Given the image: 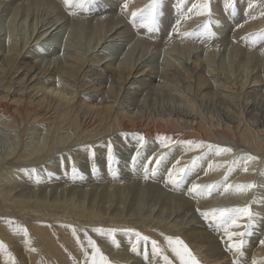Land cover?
<instances>
[{
	"label": "bare ground",
	"instance_id": "6f19581e",
	"mask_svg": "<svg viewBox=\"0 0 264 264\" xmlns=\"http://www.w3.org/2000/svg\"><path fill=\"white\" fill-rule=\"evenodd\" d=\"M17 2L13 7L15 9L26 7L32 13L36 7L55 14L54 23L44 31L42 30L43 36L64 18L68 21L60 7L51 0H18ZM254 2L258 5L263 2L260 9L264 10V0H254ZM25 10L27 12V9ZM260 11L256 13L260 14L261 19L255 20L253 24L247 23L240 26L249 29L259 28L264 23V15H261ZM220 16L222 17V15ZM119 21V17L113 15L95 22L102 30L101 32L107 29V33H112L116 29L114 25ZM36 27L37 25H34V28ZM124 33L134 36L128 28L115 30L112 35L118 37ZM28 37L30 36H26L22 42L9 38L7 43V40L5 41V38L0 35V79L8 77V74L14 71V75L7 82L9 84L18 83L17 85L20 87H26L29 85L27 84L28 81L31 83L46 74L60 75L69 78V80L62 83L61 89L51 87V84L33 83L34 85H32L31 83V87L28 88L33 93L36 91L35 94L38 95L33 99H28L23 95L21 98L11 99L17 106L16 109H13L15 114L11 113L12 111L6 113L0 107V117L3 124L11 127L14 125L12 117L15 116L14 118L20 123L21 129H26V121L34 114L30 109L31 107H46L54 111L53 115L49 116L48 124H45L46 131L41 137V141L35 142L30 151H26L29 147L27 148L21 141L19 151L9 152L6 155L7 163L5 162L4 166H0V241H3L6 246L5 249H0V264H13L9 258V253L14 257L15 264H84V249L89 248L85 233L104 247L106 250L104 255L110 264H162V258L153 253L150 242L147 244L150 258L145 261L146 263H138L140 259L138 256L139 261H137L136 254L139 251L145 252V245L141 242L138 245V252L131 250L135 242V234L127 230L130 227L128 223L131 221L139 225L143 231L152 232L157 237H161L160 239L174 256L175 254L167 245L166 237L168 236L179 237L184 243H187L201 264H234L237 255L234 252H223L220 243L214 237L215 235L213 236V233L205 228V225H201L202 222L199 223V217L189 207L185 208L173 202L172 204L169 202L162 203V201L158 205H156L157 203H152L153 205L150 203L151 205L147 207L142 202L137 203V205H127L128 203L113 205L110 203L112 201L102 197V191L99 193L88 191L81 197H77L76 193H82L84 189H75V187L70 188L71 195L64 196V199L59 198V196L49 197L44 193L45 191L37 193L35 190L30 193V196L26 193L10 195V191L5 188V181L10 177L13 166L28 165L33 160L36 161L42 155L52 151L51 137L53 140H58L56 143L63 145L69 142L71 138L86 140L89 136L106 134L119 129H124L125 132L141 130L147 135L171 130L179 134L177 136L180 138H177L178 141L192 142L190 149H198V151L204 148V146L196 147L199 142L206 143L217 140L236 149L247 146L255 153L264 151V71L258 70L253 73L255 69L246 63L245 67L235 69L234 67L238 64L234 66V61L232 62L231 59H229L231 61L221 59L222 61L217 62L213 56H202L201 54L193 55V57L187 55L186 60L176 58L175 60H164L165 62L161 64H152V62H146L142 56L134 59L132 57L133 51L130 50L127 52L120 50L121 52L117 53L119 46L116 45L113 46L114 49L111 47V53L104 52V54L103 52L99 53L97 47L94 49L92 47L94 51L92 50L91 53L90 51L76 53L65 50L60 57L52 60V63H48L56 65L50 68L49 65L46 67L45 63L42 65L38 61L30 62L27 60L33 52L31 46L42 43L46 47L40 41V37L31 43V37ZM137 42L139 43V40ZM140 43L144 47L159 48L158 43L145 40ZM173 43L176 41L163 46L165 51L170 52L178 45V43L171 45ZM180 43L183 44L184 42ZM193 46L190 44L181 45L180 49L185 47L192 50L195 47ZM232 48H235L233 50L236 52L235 54H241L240 56L247 60L245 62H250V57L254 55L240 47H233L232 45ZM115 55L117 56L114 57ZM21 71L23 76H20ZM75 78L78 82L76 86L86 87L84 89L91 91V101L88 102L85 98L75 99V95H67L64 92L66 86L71 87L70 81ZM87 78L96 79L98 82L92 81L93 83H91L90 80L87 81ZM4 95L3 97L0 96V102L4 98H9L8 95ZM89 118L90 121L86 124ZM174 138L176 137L174 136ZM251 166L254 164L247 160H240L236 164V167L243 170ZM21 169L23 168L21 167ZM213 175L216 174L213 172ZM243 179L247 180L246 178ZM256 180L258 179L250 180L251 184H255L256 187L246 189L245 194L240 198L242 203L249 201L247 206H250L255 214L253 226L260 225V219L264 217V201L256 199L258 192L254 191L258 185ZM104 189L109 190V186H104ZM127 189H132L131 183H128ZM260 191H264V188L262 187ZM247 192L248 195H246ZM155 193H157L156 190ZM112 195L115 193H110L109 197ZM158 199L160 202V197ZM136 216L139 218H135ZM247 218L242 216L238 222L243 223ZM8 220H12L13 223L9 224ZM65 225L74 226L80 239L77 240L71 228L65 227ZM256 226L246 231L247 235L243 237L244 246H249V248L242 251L244 253L242 258L240 257V261H244L242 264H253V261H257V257H260L258 264H262L264 261V244L257 242L258 245H255L258 232L261 230L259 226L258 230L254 231ZM20 227H26L29 236H24L23 232L18 230ZM97 229H102L104 232L97 231ZM110 229H116L115 235L119 237L118 243L115 241L113 245L119 247L122 244L120 248L114 246L115 252L109 249L111 236L106 233ZM29 239L31 240L30 245L26 242ZM253 246L255 249H252ZM30 249H35V251ZM89 252H91L90 248ZM177 261L179 262L178 258Z\"/></svg>",
	"mask_w": 264,
	"mask_h": 264
},
{
	"label": "rangeland",
	"instance_id": "374dc122",
	"mask_svg": "<svg viewBox=\"0 0 264 264\" xmlns=\"http://www.w3.org/2000/svg\"><path fill=\"white\" fill-rule=\"evenodd\" d=\"M17 1L18 0H0V35L5 38V41L7 40V43L10 40L9 38L22 42L26 36H30L31 38H28H30L31 43L36 38L38 39L40 37V41H42L46 47H44L42 43H37L35 46H31L30 48H33L34 53L32 52L30 54L31 57L29 56L27 60L30 62L38 61L42 63V65L46 64V67H48V65L50 68L56 66L55 64L48 63H52V60L60 57L65 50H70L71 52L73 51L76 53L90 51L91 53L94 51L93 49L97 47L99 53L103 52L104 54V52L111 53V47L116 45L117 47L119 46L118 48L116 47L118 49L117 53L130 50L131 52L133 51L132 57H134V59L138 56H142L146 62H152V64H161L165 62L164 60H175L176 58L186 60L185 58L187 55L193 57V55L196 56L197 54H201L202 56L211 55L217 62H220L221 59H231L232 62L234 61V66L237 64L239 65L236 67L233 66L235 69L243 68L249 64L252 69H255L253 73H256L258 70L262 72L264 71V38H257L253 43L252 37L249 35L256 32H264V23L261 25L262 28L261 26L253 29L241 27L243 24H253L255 20L261 19L260 14H257L256 12H259L260 10L262 11L260 7L263 5V2L258 5L254 0H235L234 6L228 7L226 5V0H210L211 16H209L207 13L200 15L195 10L189 11V9L192 8V4L201 3L202 0H183V3H181V0H159L156 29L149 31L142 26V21L143 18L148 15L149 6L152 4V0H87V3L83 7L72 8L66 6L64 0H51L60 7V10L67 16L68 21L64 18L59 24L51 27V31L46 33V35H44L46 37H44L42 35L44 33L43 31L49 27V25L54 23L55 14L46 12L43 8L37 9L36 7H34V12L32 13L30 10L28 11V8L26 7L15 9L13 7L14 4L18 3ZM131 3L133 6L130 5ZM249 4H251V7H249ZM25 9H27L28 13ZM133 12L137 13L135 18L131 15ZM262 12H264V10ZM250 14L252 17L249 16ZM113 15L118 16L120 19L119 23L116 22L114 25L116 29H114L112 33H107V29L101 32L102 30H100L95 21H102V19ZM220 15H222V17ZM177 20L180 21L179 24L176 23ZM209 21H211V23L206 29L204 26L208 24ZM34 25H37V27L34 28ZM122 28H128L134 36L128 34L125 35L124 33L121 36L113 37L112 34L115 33V30L118 31ZM185 33H187V35H185ZM136 39L139 40V43ZM144 40L156 44L158 43L159 48L144 47V45L140 43ZM175 41L176 43L171 45L177 43L178 45H176V47L170 52L165 51L164 47ZM180 42L184 43L181 44ZM97 44H99V48L96 46ZM189 44L192 46L194 45L195 47L193 46L194 48L192 50L185 47L180 49L181 45L187 46ZM232 45L233 47H240L254 54L253 57H250V62H245L247 60L243 56H240L241 54H235L236 52L233 51L235 48H232ZM90 53L88 52V54ZM116 56L117 55L114 57ZM242 60L244 63L243 66ZM14 73L15 72L12 71L8 74V77L0 79V96L3 97L5 96L4 94H6L9 97L8 99L4 98L0 102L2 104H0L1 110L4 112L6 111V113L8 111L14 113L13 109H16L17 107L11 99L18 97L21 98L22 95L23 97H28V99H33L38 95L35 94L36 91L33 93V91L28 88L31 87V83L32 85L51 84V87L61 89L62 83L69 80V78L60 75L46 74L41 78H37V80H33L31 83L28 81L27 84L30 86L27 85L26 87H20V85H17L18 83L9 84L7 82ZM22 73L23 72L21 71V75H19L23 76L24 74ZM16 75H18V73H16ZM87 79V81L90 80L91 83L94 81L96 83L98 82L96 79ZM70 83H72V88L70 86L65 87L66 89L64 92L67 95H75V99L85 98L88 102L91 101V91L84 89L86 87L80 88L79 86H76L78 84L76 78L72 79ZM11 86L15 87L12 88ZM9 89L10 91H7ZM30 109L35 116L32 114L29 120L26 121V129H21L20 123L14 118L15 116L12 117V123H14V125H11V127L3 124L2 118L0 117V166H4L7 163L6 155L9 152L19 151L21 148V141H23L27 148L29 147L26 151H30L35 142L41 141V137H43V134L46 131L45 124H48L47 121L49 120V116H52L54 111L46 107L38 108V106L31 107ZM89 121L90 118L89 120L87 119L86 124H88ZM122 130L119 129L113 131L114 133L109 132L110 134H100L101 136H89L86 140H76L71 138L69 142L63 145H59L56 143L58 140H53L51 137V145L53 146L52 151L48 153L49 155L44 154L42 157L38 158L39 160H33L28 165L25 164L21 166L23 169L18 165L11 166L10 177L5 181V188L10 191V195L26 193L30 196V193L35 190L37 193L45 191L44 193L49 197L59 196V198L61 197L62 199L71 195V187H75V189H84L82 193H76L77 197H81L82 194L87 193L88 191L92 193H99L102 191V197H106L107 200L112 201L110 203L113 205L117 203L137 205V203L139 204L142 202L144 205L146 204L145 206L147 207L152 203H157L156 205L161 204V201L162 203H177L185 208L189 207L195 214H197V217H199L200 220H198L199 223L202 222L201 225H205V228L213 233V236L215 235L214 237H216L218 243H220L219 245L223 252H233L228 250V241L223 230L215 225V221H209L201 215V213L217 208L247 207L249 201L246 203L240 201V198L245 194V190L240 189L238 186L251 184L250 180L252 179H258L256 180L258 185L254 191L258 192L256 199L263 202L264 191H260V189L262 187L264 188V151H259L258 153L260 154H258L247 146H241L237 148V150L229 144H223L219 140L204 143V148L198 151V149H190L189 143H184L181 140L178 141V139H180L177 137L179 134L174 133L171 130H169L170 132L168 130L161 131L154 135H147L141 130H130L126 132L124 129ZM124 134H127V136ZM174 136L176 138H174ZM140 137H143V146L139 143ZM109 143L113 146V155L115 157L113 161H109L107 157V145ZM165 143H167V147L164 146ZM209 144L220 147L231 146L230 148L233 149L231 152H220L217 154L219 149L215 147L209 149L207 147ZM93 151L95 152L94 157L91 154ZM137 152H139V155H137ZM250 154L252 157H257L256 159L247 160L252 162L254 166L248 167L247 170L236 167V164L241 160V157L246 158ZM231 161H235V164ZM73 167L77 169L75 173L73 172ZM179 168H185L187 171L182 174L184 176L183 183L177 187L168 181V173L173 169ZM213 168L214 171H212ZM26 169H35L36 171H24ZM213 172L216 175H213ZM243 178H246L247 180L245 181ZM128 183L132 184V189L130 190L127 189ZM145 184L149 186H146ZM194 184L202 186L211 185L213 187L211 188L210 194L208 191H204L202 194L197 195L190 192V189ZM228 185H231L232 187L228 188ZM104 186H109V190H105ZM226 188L227 190H225ZM145 189H147V191H145ZM155 190L157 193H155ZM147 192L148 194H146ZM110 193H115V195L109 197ZM246 195H248V192ZM159 197L160 202L158 199ZM239 202L240 204H238ZM135 218L138 219L139 216H136ZM260 221V225H254L256 226L254 231H257L259 226L261 229L258 232V238L255 241L256 246L258 245L257 242L264 241V217L260 219ZM248 222L249 218L243 223L238 222L241 227L233 228L232 230L246 232L249 229L244 227V225H247ZM128 224L130 227L127 228V230H135V232H139L142 235L149 237L150 240H156L159 246L164 248L165 254L169 255V258L174 260V264H179L177 258L170 253L162 239H160L161 237H157V235H154L152 232L143 231L139 225L135 224V222L131 221ZM254 226L252 224V227ZM133 234L135 233L133 232ZM115 241L118 243V235H115ZM115 241L110 238L109 249H112L113 252H115L116 247L120 248L122 246V244H120L119 247L113 245ZM185 244L188 246L187 243ZM97 245L103 253L106 251L99 242H97ZM243 247L244 249L242 248L241 251L249 248V246ZM252 249H255V247L253 246ZM136 256L137 258H135L137 261L140 259L138 263H146L145 261L150 258L148 251L147 254H145L144 251H139ZM242 256L243 255H237L234 262L239 260V264H242L244 262L243 260V262L240 261V257L242 258ZM256 260L258 262L260 257H257ZM162 264H164L163 260ZM262 264H264V261Z\"/></svg>",
	"mask_w": 264,
	"mask_h": 264
},
{
	"label": "snow or ice",
	"instance_id": "6c2138e0",
	"mask_svg": "<svg viewBox=\"0 0 264 264\" xmlns=\"http://www.w3.org/2000/svg\"><path fill=\"white\" fill-rule=\"evenodd\" d=\"M64 3L66 6L72 8V7H83L87 0H64ZM181 3H183V0H181ZM235 0H226V5L228 7L234 6ZM159 7V0H152V4L149 6L148 15L143 18L142 26L147 28L149 31H153L156 29V22H157V8ZM249 7H251V4H249ZM195 10L198 14L203 15L207 13L209 16H211V8H210V0H202L201 3H194L192 4V8L189 9V11ZM131 15L135 18L137 13L133 12ZM261 15H264V12H261ZM179 20H177V24H179ZM211 21H209L208 24H206L204 27L207 29L210 25ZM187 35V33H185ZM252 37L253 43L257 38H264V32L261 33H253L249 34ZM127 136V134H124ZM139 143L141 146L144 144L143 137L139 138ZM191 144L192 142H188ZM165 147H167V143L164 144ZM204 146V142H199L196 144V147H202ZM90 147V146H89ZM209 149L218 148L220 152H231L232 149L230 147H220V146H213V145H207ZM107 157L109 161H113L115 159L113 155V146L111 143L107 145ZM92 156H95V152L93 151ZM137 155H139V152H137ZM241 160H252L256 159L255 157H252L251 155H248L246 158L241 157ZM235 163V161L233 162ZM245 170H247L245 168ZM24 171H30L35 172V169L32 170H24ZM77 169L73 167V172L75 173ZM187 169L185 168H179V169H173L168 173V181L179 187L184 180V176L182 174L186 173ZM147 178V177H146ZM213 186H202L198 184H194L192 188L190 189V192L195 193L197 195L202 194L204 191H208L210 194L211 188ZM228 188L232 187L231 185L227 186ZM242 190L251 189L253 187H256L255 184H248V185H239L238 186ZM227 190V188L225 189ZM201 215H203L206 219L209 221H215V225L218 228H221L227 237L228 241V250L233 251L237 255H243L242 248L244 246V239L243 237L247 235V232H238L233 231V228H239L241 225L238 223L240 218L242 216L248 217L249 222L247 225H244V227L250 229L252 227V224L255 219V214L252 212L251 207L247 206L244 208H217V209H211L207 212H202ZM9 224H12V220L7 221ZM65 227H70L72 230V233L74 236H76L77 240L80 239V237L77 235V229L74 226L71 225H65ZM19 231H22L24 236H29L28 229L26 227H20L18 228ZM97 231L104 232L102 229H97ZM116 229H110L106 233L107 235L111 236L112 240L115 241V233ZM135 233V242L132 245V251L137 252L138 251V245L143 242L145 245V254H147V244L150 242L151 249L153 253L157 256H160L164 262V264H174V260L169 258V255L165 254L164 248L160 247L158 242L156 240H150L149 237L142 235L139 232H135V230H130ZM88 246L91 249V252H89V248H85V262L84 264H110V261L108 258L104 255V253L101 251L100 247L97 245V242L92 239L91 236H87L85 233ZM167 245L171 249V251L175 254V257L178 258L179 264H201V261L196 257V255L192 252V250L184 243L183 240H181L179 237H166ZM29 245L31 244V240L26 241ZM261 244H264V241L260 242ZM84 247L83 245H81ZM5 244L3 241H0V249H5ZM32 251H35V249H30ZM9 258L13 261V264H15L14 257L11 256L9 253ZM234 264H239V260L235 261ZM253 264H258L257 261H253Z\"/></svg>",
	"mask_w": 264,
	"mask_h": 264
}]
</instances>
